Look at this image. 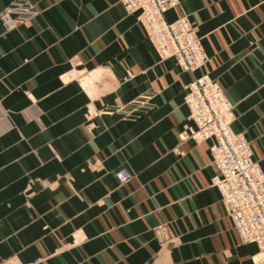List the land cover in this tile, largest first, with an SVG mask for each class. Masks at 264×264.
Instances as JSON below:
<instances>
[{
    "label": "crops",
    "instance_id": "crops-1",
    "mask_svg": "<svg viewBox=\"0 0 264 264\" xmlns=\"http://www.w3.org/2000/svg\"><path fill=\"white\" fill-rule=\"evenodd\" d=\"M12 1L0 0V264H253L258 245L212 184L211 140L179 139L191 76L136 15L120 0H23L39 14L9 29ZM179 1L168 17L195 25L198 73L223 87L264 170V0Z\"/></svg>",
    "mask_w": 264,
    "mask_h": 264
},
{
    "label": "built area",
    "instance_id": "built-area-1",
    "mask_svg": "<svg viewBox=\"0 0 264 264\" xmlns=\"http://www.w3.org/2000/svg\"><path fill=\"white\" fill-rule=\"evenodd\" d=\"M120 1L144 26L158 55L173 60L191 76L184 89L189 114L179 139L211 140L209 149L215 168L212 184L220 192L226 213L242 242L258 245L261 256L253 264H264V170L254 158L246 135L233 128L234 104L223 87L209 74L198 73L208 55L195 25L185 15L168 17V11L179 6V0ZM38 14L28 1L18 0L7 5L2 18L11 29ZM115 175L121 183L133 177L127 168L117 169ZM155 232L159 242L166 243L165 225H158Z\"/></svg>",
    "mask_w": 264,
    "mask_h": 264
},
{
    "label": "rangeland",
    "instance_id": "rangeland-1",
    "mask_svg": "<svg viewBox=\"0 0 264 264\" xmlns=\"http://www.w3.org/2000/svg\"><path fill=\"white\" fill-rule=\"evenodd\" d=\"M15 1H18V0H15ZM12 2H14V1H12ZM12 2H11V3H12ZM8 5H9V4H8ZM6 7H7V6H6ZM6 7H5V8H6ZM34 8H35V7H34ZM4 10H5V9H4ZM3 12H4V11H3ZM2 15H3V13H2ZM159 57H160V56H159ZM160 59H162V60H166L165 58H161V57H160ZM133 108H135L134 111H137V107H133ZM241 242H242V240H241Z\"/></svg>",
    "mask_w": 264,
    "mask_h": 264
},
{
    "label": "bare ground",
    "instance_id": "bare-ground-1",
    "mask_svg": "<svg viewBox=\"0 0 264 264\" xmlns=\"http://www.w3.org/2000/svg\"><path fill=\"white\" fill-rule=\"evenodd\" d=\"M260 256H261V252H260V249H259V253L257 254V256H255L256 257L255 259H258Z\"/></svg>",
    "mask_w": 264,
    "mask_h": 264
}]
</instances>
